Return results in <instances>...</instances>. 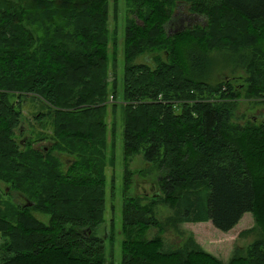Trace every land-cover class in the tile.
Segmentation results:
<instances>
[{
	"label": "trees",
	"instance_id": "16d2710c",
	"mask_svg": "<svg viewBox=\"0 0 264 264\" xmlns=\"http://www.w3.org/2000/svg\"><path fill=\"white\" fill-rule=\"evenodd\" d=\"M134 1L125 26V158L142 153L160 166L164 199L180 205L181 221H210L227 232L253 212L264 229V122L231 124L232 101L245 86H234L223 68L220 80L210 81L218 52V67L240 59L246 92L264 97V0H182L205 22L173 35L166 25L178 0ZM109 22V0H0V179L16 188L31 174L34 185L44 181L47 195L37 209L49 215L44 222L23 206L0 217V264H107L96 230L106 203ZM146 54L152 63L134 62ZM12 93L47 102L35 119L52 120L54 145L77 154L82 173L65 172L58 157L20 144L22 108ZM154 204L126 197L121 264H264L259 242L227 262L192 237L164 249L158 233L148 237L151 229L164 231Z\"/></svg>",
	"mask_w": 264,
	"mask_h": 264
},
{
	"label": "rangeland",
	"instance_id": "374dc122",
	"mask_svg": "<svg viewBox=\"0 0 264 264\" xmlns=\"http://www.w3.org/2000/svg\"><path fill=\"white\" fill-rule=\"evenodd\" d=\"M186 2L177 1L173 17L166 25L167 34L173 35L205 22L204 17L193 13ZM135 4L134 0H109L108 54L111 58L112 70L109 80V97L106 101L108 106L106 121L109 125L108 129H110L109 145L107 149H104L107 153L105 157H108V164L103 169L106 176L103 179L106 189V203L104 220L97 226L96 230L97 234L105 239L107 264H121L122 262V247L125 239L122 233V209L126 197L131 195L140 197L143 205L155 202L154 211L162 221L164 231L151 229L148 237L158 233L163 239V248L166 250L181 246L189 237L195 239L205 250L225 262L229 261L237 252L246 255L253 242H259V247L264 249V229L258 224L256 214L253 212L245 213L239 223L227 232L217 229L210 221L198 223L181 221L177 216L180 205L178 203L171 204L164 199V189L160 179L163 172L160 170V166L146 161L142 153L134 154L128 159L125 158L123 153L125 26L126 18L133 17L130 10H133ZM115 11H117L116 14ZM23 24L27 25L25 21ZM72 28L73 25H70V32ZM151 57L150 54L142 55L137 57L134 62L152 63ZM216 58L221 60L218 52H216ZM219 60L215 59L213 73L217 75H212L210 81L212 83L218 82L223 68L225 78L232 79L231 82L234 86L238 88L245 86L241 95L232 101L234 110L231 124L249 128L264 122V97L246 92L249 86L247 82L248 73L245 68L239 66L241 60L237 59L230 67H218L222 64V60ZM114 85H116V95L113 93ZM13 94H11V101L18 100L22 108V121L18 129L21 127L24 129L21 132L16 130V138L20 144L26 145L27 143V147L31 149L42 150L58 157L60 166L65 172L70 173L68 169L71 167L73 174L82 173L79 170L77 154L62 152L54 145L57 142H54L50 137L54 130L52 120L43 119L39 122L35 119L38 112L48 110L47 102L40 95L29 93L17 97ZM125 172L129 176L128 184L125 179ZM32 176L34 174H31L20 188H16L11 182L0 179V190L3 193L0 199V206H2L0 217L10 219L15 210L18 211L19 207L26 206L29 208L27 210L36 218L44 222L48 221L49 215L37 209L42 198L47 195V190L44 187L47 184L38 180L39 183L34 185L33 182L37 180ZM25 177L28 176L25 175ZM170 199L178 201L174 197ZM260 208L259 212L264 217L263 199L258 204V209ZM11 221L14 222L15 218H12ZM1 242L2 239L0 238Z\"/></svg>",
	"mask_w": 264,
	"mask_h": 264
},
{
	"label": "water",
	"instance_id": "95a60500",
	"mask_svg": "<svg viewBox=\"0 0 264 264\" xmlns=\"http://www.w3.org/2000/svg\"><path fill=\"white\" fill-rule=\"evenodd\" d=\"M20 132L22 131V129L19 130Z\"/></svg>",
	"mask_w": 264,
	"mask_h": 264
}]
</instances>
